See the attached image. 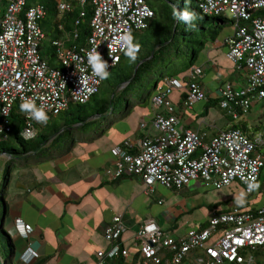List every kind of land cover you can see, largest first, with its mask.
Instances as JSON below:
<instances>
[{"label":"built area","instance_id":"1","mask_svg":"<svg viewBox=\"0 0 264 264\" xmlns=\"http://www.w3.org/2000/svg\"><path fill=\"white\" fill-rule=\"evenodd\" d=\"M74 1L59 0V11H69ZM92 4L86 44L68 47L53 39L58 65L52 66L41 50L46 39L41 26L44 6L0 0V135L10 132L9 116L16 104H24L36 122L66 112L71 104H87L120 62L132 32L146 29L154 16L146 0H92ZM197 6L206 16L223 17L226 11L232 15L234 30L225 39L226 56L244 76L241 85H223L218 105L239 120L264 99V0H197ZM199 72L192 70L186 84L165 80V87L151 100L154 114L145 136L111 149L115 161L103 171L106 180L136 177L148 197L155 194L156 185L180 192L198 182L217 190L239 183L247 195L254 194L264 168V132L250 136L232 128L207 139L199 130L179 125L168 95L186 86L187 96L180 102L183 110L205 101L206 92L196 79ZM34 134L27 128L22 135ZM15 228L23 239L34 232L21 219L15 221ZM127 230L123 214H116L103 230L109 246L97 252V264H107L121 252L128 259L120 241ZM132 239L137 249L133 264H256L257 260L264 264V203L254 212L234 207L214 214L205 229L180 236L163 231L154 218H148ZM38 257L31 248L21 256L25 262Z\"/></svg>","mask_w":264,"mask_h":264},{"label":"trees","instance_id":"2","mask_svg":"<svg viewBox=\"0 0 264 264\" xmlns=\"http://www.w3.org/2000/svg\"><path fill=\"white\" fill-rule=\"evenodd\" d=\"M36 3L42 4L46 10V16L41 22L42 29L45 24L51 31L49 35L43 30L48 41L47 44H42L41 50L45 48L50 52L47 60L54 66V62L58 60L56 49L51 43L53 39L64 41L68 47L86 44L91 33L92 0H86L84 5L75 0L71 9L63 13L58 9L59 0H27L28 6ZM146 3L154 16L149 20L146 29L132 32L130 44L115 67L118 70L115 74L118 83L111 82L107 73L99 92L87 104H71L64 112L73 116V120L63 121L60 118L62 113L57 116L47 115L42 122H36L29 118V109L24 104L13 107L9 116L11 130L0 135V264H14L17 253L14 236L4 228L11 211V174L32 168L35 162L58 159L72 151L82 138L103 134L108 127L113 126L120 114L129 117L135 108L151 109V100L160 88L165 87V80L176 79L186 84V77L197 68L207 45L214 44L220 32L231 22L223 17L211 18L202 14L197 0H146ZM127 65L129 69L125 71ZM102 90L106 92L105 96H101ZM186 96L187 93L182 95L181 101ZM170 98L171 94L168 95L169 100ZM217 103L219 100H208L209 106L206 105V109ZM92 104L93 112L89 113L88 106ZM27 128L34 130L33 137H23L22 134ZM40 131L47 133L48 139L44 137L43 141H38ZM29 141L31 148L27 149L25 143ZM33 157L30 166L27 160ZM19 163L24 165L19 167ZM261 181H264V168L259 179ZM232 185L240 188L244 197H230L223 201L225 207L219 212L216 211V204L210 205L209 209L214 214L230 212L234 207L241 211L254 212L263 204L249 202L248 199L254 194L247 195L239 183ZM208 225L209 221L202 223L196 230H203ZM171 231L179 236L174 226ZM122 238L121 251H124ZM46 261L47 259H43L35 264H45ZM127 262L122 252L107 260V264ZM256 264H261V261L257 260Z\"/></svg>","mask_w":264,"mask_h":264},{"label":"crops","instance_id":"3","mask_svg":"<svg viewBox=\"0 0 264 264\" xmlns=\"http://www.w3.org/2000/svg\"><path fill=\"white\" fill-rule=\"evenodd\" d=\"M226 52L224 38L207 45L197 64L200 72L196 79L207 96L203 101L204 109H201V102L194 104L191 109L181 108V96L187 93L186 86L171 93L170 100L176 105L180 127L199 130L207 139L234 127L250 136L264 132V123L250 120L247 115L233 120L226 111V114L218 115L210 110L211 105L206 109L208 100H219V90L225 83L241 85L243 82V73L234 70ZM173 94L177 97L174 101ZM153 114V108H135L131 116L125 119L119 116L103 134L82 138L72 151L58 159L35 162L32 168L17 171L8 221L9 229L14 230L17 236L14 242L18 264H35L43 259H47L45 264H97V252L105 251L109 246L103 230L116 214H123L128 227L122 239L127 252V264H133L137 251L133 245V235L146 219L152 218L140 217L146 207L144 186L136 177L108 181L103 171L115 161L111 154L112 148L127 139L135 141L145 136ZM129 118L132 124L128 128L126 125ZM142 122L148 123L146 128L140 127ZM31 194L44 198L43 205L34 202ZM35 204L40 205L38 214H45V218H39L37 222L32 218L37 214ZM51 209L57 215L66 213L74 216L73 220L66 219L65 214L59 218L51 216L48 212ZM17 219L34 229L28 238L23 239L17 232ZM57 223L65 226L63 231H59L60 234L58 229L61 226L56 227ZM171 230L172 227L167 231L173 234ZM28 248L33 249L39 257L25 262L21 256Z\"/></svg>","mask_w":264,"mask_h":264},{"label":"rangeland","instance_id":"4","mask_svg":"<svg viewBox=\"0 0 264 264\" xmlns=\"http://www.w3.org/2000/svg\"><path fill=\"white\" fill-rule=\"evenodd\" d=\"M208 17H214V15H207ZM223 17L229 21H232V15L229 11H226L223 13ZM43 30L51 34V31L47 27V25H43ZM234 30V25L232 22H229L227 27L223 29L218 37L217 41H221L222 39H226L232 35V32ZM48 39L46 38L43 42L44 44H47L46 42ZM42 54L46 59L49 58L50 52H48L47 49L42 50ZM128 62V61H127ZM58 65V62H54V66ZM129 66L125 68V71H128ZM117 69H112L110 72H108V77L111 80V82L118 83V80L115 78V74H117ZM106 92L104 90L101 91V96H105ZM176 96L172 95V100H176ZM172 102V101H171ZM173 103V102H172ZM174 104V103H173ZM203 105H205V102H201V109H204ZM94 104L91 106H88L89 113L93 112ZM175 108L176 105L174 104ZM210 110H213L216 114H226L224 110L220 109L219 105H213L210 107ZM163 111V110H160ZM122 119H125L126 117L124 115L121 116ZM247 117L250 120H256L258 123H264V99L260 100L256 103H254L251 107L250 114L247 115ZM63 121H71L74 119L73 116H68L66 114H62L60 116ZM132 124V119H128V124L126 127H130ZM48 139L47 133L44 131H40L37 140L43 141V138ZM25 147L27 149L31 148V142H26ZM38 159V157H36ZM32 160L33 158H28V164L32 166ZM24 164L19 163L18 166L22 167ZM29 169V168H27ZM16 174L17 172H13L11 174V181H10V198L13 194V188L16 186ZM261 192V193H258ZM50 194V193H49ZM51 195H49V200ZM31 197H33L34 202H39V204L44 203V198H40L39 196L35 194H31ZM230 197H244V193L242 190L235 185H231L229 188H224L221 190H215L211 187H206L202 185V183L198 182L196 184H192L191 186H188L181 190L180 192L174 191L172 189L166 188L161 185H156L155 188V194L152 197L145 196L143 197L146 201V207L144 209V212L140 214L141 218L146 217H152L154 218L159 227L163 231H167L171 227L176 228L177 233H185L189 229H197L200 227L202 223H205L210 220V218L214 215V211L209 209V206L212 204L217 205L216 211L219 212L222 209H224L223 201H227ZM30 198V196H29ZM48 200V198H47ZM159 201L162 202V205L159 204ZM249 202L260 205L264 203V181L259 182L257 185V188L255 189L254 195L248 199ZM35 204L34 210H36V215L33 218L34 222H37V220L40 218H45V214H38L40 212V205ZM51 216L60 217L61 215L66 216V219L73 220V217L71 215H66V213L62 214H56L53 209L48 211ZM49 216L50 219H53V217ZM144 218V219H145ZM61 226V228L58 229V233L60 230L63 231L64 227L62 224L57 223V226ZM10 227V220L5 224V230H9V232L15 237V240L17 238L16 232L12 229H9ZM54 228L51 230L53 231ZM0 240L2 241V237H0ZM2 253H4V248H2ZM14 264H18V261L16 258L14 259ZM229 264V263H226Z\"/></svg>","mask_w":264,"mask_h":264}]
</instances>
